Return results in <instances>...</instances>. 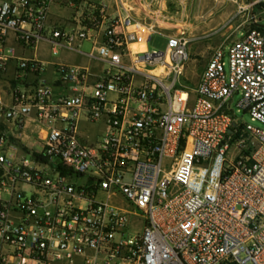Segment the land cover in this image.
Segmentation results:
<instances>
[{"label":"built area","instance_id":"obj_1","mask_svg":"<svg viewBox=\"0 0 264 264\" xmlns=\"http://www.w3.org/2000/svg\"><path fill=\"white\" fill-rule=\"evenodd\" d=\"M152 33L101 1L0 0V264H264V26L194 87L189 37L142 52Z\"/></svg>","mask_w":264,"mask_h":264},{"label":"crops","instance_id":"obj_2","mask_svg":"<svg viewBox=\"0 0 264 264\" xmlns=\"http://www.w3.org/2000/svg\"><path fill=\"white\" fill-rule=\"evenodd\" d=\"M95 1L103 2L106 5L107 13L111 16L117 12L125 11L134 18L150 22L153 25L152 36L156 35L166 41L168 36L178 35L181 31L184 32L190 39L187 46L188 59L190 60H194V56L198 55L210 57L214 48L230 42L231 36L237 37L242 30L247 28L252 18L264 26V2L250 6L229 22L235 12L241 6H246L250 0ZM63 13V9L53 7L50 14L51 19L56 20ZM152 36L149 42L152 40ZM42 45L37 55L42 59H48V53L47 51L43 52ZM89 47L88 43L84 44L85 49ZM27 54L32 55L33 53L28 51ZM61 60L73 65L88 66L94 71H100L104 66L101 61L90 59L78 52L65 53ZM48 72H50V68Z\"/></svg>","mask_w":264,"mask_h":264},{"label":"rangeland","instance_id":"obj_3","mask_svg":"<svg viewBox=\"0 0 264 264\" xmlns=\"http://www.w3.org/2000/svg\"><path fill=\"white\" fill-rule=\"evenodd\" d=\"M235 36H231L230 40L234 39ZM228 43V42H227ZM224 44V46L227 48L228 44ZM166 46V40L164 38H159L156 35L152 36V40L144 45L140 46V50L142 52H147L152 49H157V50H163ZM43 52H46V49L48 48L47 46H42ZM226 51V50H225ZM46 54V53H45ZM194 60H187V64L185 66V69L183 71V74L181 76V80L187 84L189 87H194L196 83L198 82V79L200 77L201 72L204 69V66L206 65V62L208 61V57H203L201 55L194 56ZM240 98V95L236 94L234 96V99L231 102V108L235 110V115L243 122H247L251 125L254 126H262V124L257 121V120H252L251 116L247 112H243L241 109L236 107V101ZM86 131L92 132V131H97V128L94 127L93 125H88L86 124L85 126ZM137 224V219L133 216H131V225H136ZM135 230L136 228L133 227L131 228Z\"/></svg>","mask_w":264,"mask_h":264},{"label":"bare ground","instance_id":"obj_4","mask_svg":"<svg viewBox=\"0 0 264 264\" xmlns=\"http://www.w3.org/2000/svg\"><path fill=\"white\" fill-rule=\"evenodd\" d=\"M159 70H160V68H158V69H155V70H154V72H156V73H157V72H159Z\"/></svg>","mask_w":264,"mask_h":264},{"label":"water","instance_id":"obj_5","mask_svg":"<svg viewBox=\"0 0 264 264\" xmlns=\"http://www.w3.org/2000/svg\"><path fill=\"white\" fill-rule=\"evenodd\" d=\"M229 132H231V129L229 130Z\"/></svg>","mask_w":264,"mask_h":264}]
</instances>
